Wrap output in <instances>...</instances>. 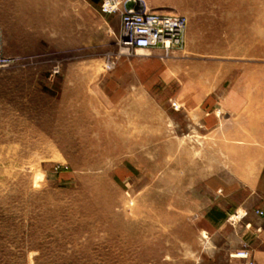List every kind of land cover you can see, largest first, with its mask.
<instances>
[{"label":"rangeland","instance_id":"rangeland-1","mask_svg":"<svg viewBox=\"0 0 264 264\" xmlns=\"http://www.w3.org/2000/svg\"><path fill=\"white\" fill-rule=\"evenodd\" d=\"M130 1L187 17L176 89L113 94L106 0H0V264H255L200 214L261 168L264 0Z\"/></svg>","mask_w":264,"mask_h":264},{"label":"crops","instance_id":"crops-1","mask_svg":"<svg viewBox=\"0 0 264 264\" xmlns=\"http://www.w3.org/2000/svg\"><path fill=\"white\" fill-rule=\"evenodd\" d=\"M189 46L186 37V47L189 48ZM136 53L139 57L150 58L139 59L135 55L120 58L111 76L115 85L113 94L124 96L130 94L126 93V89L141 86L142 91L138 94L153 96L154 90L159 86L163 85L172 89L174 85L183 81L184 73L174 61L180 53L169 55L161 51ZM194 85L190 91L192 97L195 96ZM188 92L187 88L181 87V100L185 99ZM261 160L262 162L259 163L261 168L244 183L229 188L223 187L214 180L210 186L215 190L223 187V195L217 197L207 207V211H202L200 214L210 240L222 239L226 254L243 248L248 249L255 264H264V217L256 214L257 211L264 212V155ZM215 246L218 245L215 244Z\"/></svg>","mask_w":264,"mask_h":264},{"label":"built area","instance_id":"built-area-1","mask_svg":"<svg viewBox=\"0 0 264 264\" xmlns=\"http://www.w3.org/2000/svg\"><path fill=\"white\" fill-rule=\"evenodd\" d=\"M130 4L131 8L128 7ZM102 13L120 16V54L161 51L169 55L183 51L186 46L188 19L184 15L151 11L130 0H106ZM13 62L4 54V37L0 29V69L10 67ZM243 257L247 258V254Z\"/></svg>","mask_w":264,"mask_h":264},{"label":"water","instance_id":"water-1","mask_svg":"<svg viewBox=\"0 0 264 264\" xmlns=\"http://www.w3.org/2000/svg\"><path fill=\"white\" fill-rule=\"evenodd\" d=\"M128 7L131 8L132 7V4H130Z\"/></svg>","mask_w":264,"mask_h":264}]
</instances>
